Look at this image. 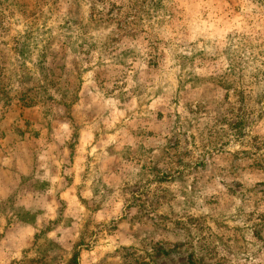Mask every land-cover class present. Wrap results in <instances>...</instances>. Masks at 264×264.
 <instances>
[{
    "label": "rangeland",
    "instance_id": "obj_1",
    "mask_svg": "<svg viewBox=\"0 0 264 264\" xmlns=\"http://www.w3.org/2000/svg\"><path fill=\"white\" fill-rule=\"evenodd\" d=\"M0 264H264V0H0Z\"/></svg>",
    "mask_w": 264,
    "mask_h": 264
}]
</instances>
